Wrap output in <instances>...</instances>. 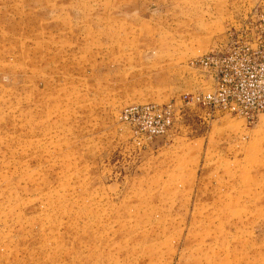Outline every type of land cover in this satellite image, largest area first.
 Listing matches in <instances>:
<instances>
[{
	"label": "rangeland",
	"instance_id": "374dc122",
	"mask_svg": "<svg viewBox=\"0 0 264 264\" xmlns=\"http://www.w3.org/2000/svg\"><path fill=\"white\" fill-rule=\"evenodd\" d=\"M236 40L264 0H0V264H264V113L184 100Z\"/></svg>",
	"mask_w": 264,
	"mask_h": 264
},
{
	"label": "built area",
	"instance_id": "2783aa9c",
	"mask_svg": "<svg viewBox=\"0 0 264 264\" xmlns=\"http://www.w3.org/2000/svg\"><path fill=\"white\" fill-rule=\"evenodd\" d=\"M263 51L246 42L232 41L215 54L200 57L196 61L216 69L215 88L207 92L185 95L187 104H203L223 112L246 118L264 113V62ZM139 115L156 117L151 126L154 133H163L171 123L167 108L145 105L133 109Z\"/></svg>",
	"mask_w": 264,
	"mask_h": 264
}]
</instances>
